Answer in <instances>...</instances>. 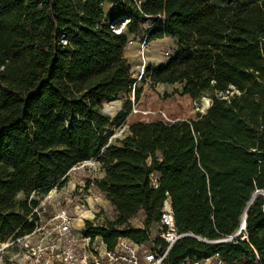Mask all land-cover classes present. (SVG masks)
<instances>
[{"label":"trees","instance_id":"trees-1","mask_svg":"<svg viewBox=\"0 0 264 264\" xmlns=\"http://www.w3.org/2000/svg\"><path fill=\"white\" fill-rule=\"evenodd\" d=\"M128 36L177 44L144 68L142 83L179 85L181 96L211 104L194 119L134 123L112 144L102 103L140 94ZM130 111L127 100L116 119ZM92 160L104 171L93 185L116 216L85 229L108 248L118 238L148 242L130 221L141 211L144 228L158 224L168 198L177 232L189 236L163 264L215 254L222 264H264V197L255 195L264 192V0H0V245L33 231L32 195L62 189ZM244 212L245 238L223 242Z\"/></svg>","mask_w":264,"mask_h":264},{"label":"rangeland","instance_id":"rangeland-1","mask_svg":"<svg viewBox=\"0 0 264 264\" xmlns=\"http://www.w3.org/2000/svg\"><path fill=\"white\" fill-rule=\"evenodd\" d=\"M176 49L175 40L170 38L145 44L140 38L128 36L124 58L129 64L132 78L136 81L140 94L137 101H134L132 95L129 98L120 95L102 103V113L109 118L107 127V132L110 134L109 143L115 144L123 139L128 134V127L134 123H147L155 120H188L207 111V103L209 106L211 104V100L207 97L194 101L179 94L181 89L179 85H152L149 82L140 81V76L146 66L154 67L165 63ZM127 100L131 103V111L123 121H119L116 115ZM103 176L104 171L99 163L92 160L72 168L64 179L62 189H54L44 197L32 195L30 199L39 202L38 207H41L43 217H48L60 210H66L72 214L74 206L79 204H84L85 208L93 206L94 223L104 225L114 220L116 213L104 195L93 185L94 181L101 180ZM17 200H24V195L19 194ZM130 224L135 228L145 229L151 241L158 231L157 224L143 227L141 211L135 215ZM17 254V245L2 249L0 264H19Z\"/></svg>","mask_w":264,"mask_h":264},{"label":"built area","instance_id":"built-area-1","mask_svg":"<svg viewBox=\"0 0 264 264\" xmlns=\"http://www.w3.org/2000/svg\"><path fill=\"white\" fill-rule=\"evenodd\" d=\"M120 31L121 29H118L115 32ZM149 181L156 188L154 174L150 175ZM258 194L264 197V192ZM41 210V207L33 209L32 215L37 217L33 231L20 239L1 244L0 252L2 249L17 245L19 264H163L173 245L189 236L177 232L168 198L162 203L158 231L153 237V241L158 238L165 244L163 251L155 247L151 239L146 243L136 244L129 239L118 238L114 247L110 249L101 237L87 235L86 222L96 226L93 221V206L85 208L84 204H79L74 206L72 214L60 210L48 217H43ZM242 231L238 236L244 239ZM235 238L232 236L223 242H230ZM182 264L222 263L215 254L197 262L186 259Z\"/></svg>","mask_w":264,"mask_h":264},{"label":"water","instance_id":"water-1","mask_svg":"<svg viewBox=\"0 0 264 264\" xmlns=\"http://www.w3.org/2000/svg\"><path fill=\"white\" fill-rule=\"evenodd\" d=\"M210 107V106H209ZM209 108H207V110H208ZM258 194V192L257 193H255V195H257ZM255 195L252 197V199H251V201L255 198ZM251 203V202H250ZM32 222V221H31ZM244 227H245V212H244V214H243V216H242V220H241V227H240V229L238 230V232L234 235V237H237L239 234H240V232L242 231V230H244Z\"/></svg>","mask_w":264,"mask_h":264},{"label":"crops","instance_id":"crops-1","mask_svg":"<svg viewBox=\"0 0 264 264\" xmlns=\"http://www.w3.org/2000/svg\"><path fill=\"white\" fill-rule=\"evenodd\" d=\"M110 9V5H105V12H108Z\"/></svg>","mask_w":264,"mask_h":264},{"label":"bare ground","instance_id":"bare-ground-1","mask_svg":"<svg viewBox=\"0 0 264 264\" xmlns=\"http://www.w3.org/2000/svg\"><path fill=\"white\" fill-rule=\"evenodd\" d=\"M208 102V101H207ZM207 105H208V108H209V103H207ZM90 162V161H89Z\"/></svg>","mask_w":264,"mask_h":264}]
</instances>
